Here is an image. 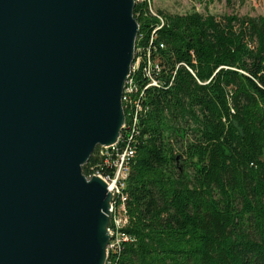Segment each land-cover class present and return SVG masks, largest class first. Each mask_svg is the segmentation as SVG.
<instances>
[{"label":"trees","instance_id":"trees-1","mask_svg":"<svg viewBox=\"0 0 264 264\" xmlns=\"http://www.w3.org/2000/svg\"><path fill=\"white\" fill-rule=\"evenodd\" d=\"M150 7L134 0L119 140L82 167L112 176L131 149L105 264H264V16Z\"/></svg>","mask_w":264,"mask_h":264},{"label":"water","instance_id":"water-1","mask_svg":"<svg viewBox=\"0 0 264 264\" xmlns=\"http://www.w3.org/2000/svg\"><path fill=\"white\" fill-rule=\"evenodd\" d=\"M133 0H0V264H105Z\"/></svg>","mask_w":264,"mask_h":264},{"label":"rangeland","instance_id":"rangeland-1","mask_svg":"<svg viewBox=\"0 0 264 264\" xmlns=\"http://www.w3.org/2000/svg\"><path fill=\"white\" fill-rule=\"evenodd\" d=\"M150 5L152 13L161 11L183 15L196 11L216 18L231 14L238 17L264 16V0H150Z\"/></svg>","mask_w":264,"mask_h":264},{"label":"built area","instance_id":"built-area-1","mask_svg":"<svg viewBox=\"0 0 264 264\" xmlns=\"http://www.w3.org/2000/svg\"><path fill=\"white\" fill-rule=\"evenodd\" d=\"M131 157V149L126 147L122 150V152H116L113 158L111 157L106 161V165L113 170L112 176H102L98 173L93 175L100 177L106 183L107 189L111 195L120 194L122 173L128 172V167H124V159ZM108 233L110 237H112V231L110 229H108ZM109 247L110 246L108 245V248Z\"/></svg>","mask_w":264,"mask_h":264},{"label":"bare ground","instance_id":"bare-ground-1","mask_svg":"<svg viewBox=\"0 0 264 264\" xmlns=\"http://www.w3.org/2000/svg\"><path fill=\"white\" fill-rule=\"evenodd\" d=\"M134 1V0H133ZM132 66V65H131ZM130 72H131V68H130ZM128 80H129V78H128ZM128 80L125 82V85H124V89H125V86H126V84L128 83ZM124 89H123V92H124ZM123 97V96H122ZM121 104H122V99H121ZM123 128H124V125H123ZM122 128V129H123ZM119 140V139H118ZM118 142V141H117ZM117 142H116V144H117ZM116 144H114L113 146H111V147H109V148H100V150H103V151H109V150H113V149H115V145ZM131 155H132V153H131ZM128 159L129 158H125L124 159V167H126V164H127V162H128ZM125 177H126V172H124V173H122V179H121V182L125 179ZM121 187H122V184H121ZM113 196H114V194H112L111 195V200H112V198H113ZM111 211H112V206H111V203H110V209H109V214L111 215Z\"/></svg>","mask_w":264,"mask_h":264}]
</instances>
